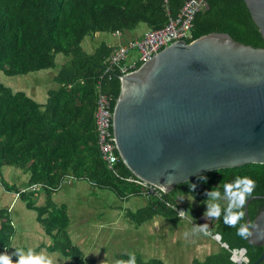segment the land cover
I'll return each mask as SVG.
<instances>
[{
    "label": "trees",
    "instance_id": "16d2710c",
    "mask_svg": "<svg viewBox=\"0 0 264 264\" xmlns=\"http://www.w3.org/2000/svg\"><path fill=\"white\" fill-rule=\"evenodd\" d=\"M186 1L0 0V71L13 76L28 74L55 68L57 54L68 57L53 75L56 86L48 89L45 102H37L26 92L13 91L0 82V183L5 190L18 193L25 206L36 212L37 221L51 239L48 250L70 258L71 264L98 263L72 242L67 210L53 201V194L66 181L87 182L121 200L146 196L143 186L127 180L137 177L120 156L111 170L98 145L97 98L99 93L110 95L113 110L121 87L120 67L127 60L113 64L109 58L124 43L109 45L102 41L90 53L82 43L95 33L120 35L141 23L149 30L160 29L177 16ZM217 31L234 35L253 47H264V39L243 0H205V7L193 20L192 36L186 42ZM139 66L137 63L133 69ZM5 166L27 175L22 189L5 180L2 174ZM244 177L255 181L251 196L262 197L249 202L248 215L236 227L226 226L223 217L238 209L219 205V218L212 217L211 222L216 237L226 247L194 264H245L232 258L233 250L244 251V257L252 264L260 256L262 246L250 244L236 233L240 224H246L247 217L252 222L264 209V164L249 163L200 174L168 193L160 191L161 197H149L146 206L129 211L127 216L136 225L155 215L173 219L178 217L176 195L190 196L197 202L228 196L230 193L224 186L232 185L235 192L237 184L243 186L246 182ZM213 190L212 195H206ZM42 191L45 202L37 204ZM14 232L10 212L1 208L0 255L10 249ZM116 258L126 262L131 259L126 254H117ZM135 264L163 262L135 260Z\"/></svg>",
    "mask_w": 264,
    "mask_h": 264
},
{
    "label": "water",
    "instance_id": "95a60500",
    "mask_svg": "<svg viewBox=\"0 0 264 264\" xmlns=\"http://www.w3.org/2000/svg\"><path fill=\"white\" fill-rule=\"evenodd\" d=\"M243 1L264 39V0ZM120 83L115 144L138 179L168 193L203 173L264 164V47L219 31L178 40L121 75ZM261 197L247 199L246 216L249 202ZM246 224L262 230L258 238L249 229L247 238L262 246L252 263L259 264L264 209Z\"/></svg>",
    "mask_w": 264,
    "mask_h": 264
},
{
    "label": "crops",
    "instance_id": "0c3cea01",
    "mask_svg": "<svg viewBox=\"0 0 264 264\" xmlns=\"http://www.w3.org/2000/svg\"><path fill=\"white\" fill-rule=\"evenodd\" d=\"M147 30L149 29L146 26L138 32L131 34L130 37L127 38L128 40H126L129 41L140 38ZM120 43L123 44V42ZM5 171H7L9 175L6 174ZM2 174L8 183L17 185L21 189L24 187V183L28 179L27 175L23 174L19 169L8 166L2 168ZM9 179L12 181H9ZM63 190H66L67 194L64 193ZM97 190L98 189L94 188L87 182L70 179L66 181L52 196L55 204L64 205L67 210L69 217L68 233L70 235L71 232L72 238L71 235L70 238L72 241L77 240L76 245L78 244L82 247V249H80L83 251L85 256L94 258L97 256L96 251L98 248L96 250L93 248L86 250L83 246L84 241L87 239H84L85 233H79L80 231H75L73 233L71 230L74 228L71 226H74L76 221H79L78 223H83L86 220L85 200L88 198H96L95 196L98 195H104V193L99 194ZM99 191L103 192L107 190ZM61 193L64 194V199L59 197ZM139 198L149 200V198L144 195L131 196L126 200L117 198L119 201L118 203L108 205L107 207H103L102 204L100 205L102 211L106 214L105 221H109V223H111L114 227L112 229L113 231H133L135 239L139 244H141L135 248L133 253L129 254L131 257L134 256L135 260L147 262L151 259H159L163 262V264H194L197 260L202 261L207 256L219 252L223 247L222 243L215 237L214 224L211 222L212 217L204 216L205 212L210 210L213 211L217 205H225V201L221 200V196H213L197 202L190 196L178 195V198L180 199L178 206L184 208V217H176L172 219L162 215H155L145 222L136 225L127 216L128 212L133 211L132 208L135 206L137 207L140 205L143 207L149 202L148 200H144L140 204L138 202ZM36 200L37 204H43L45 202V194L43 191L38 194ZM72 202L79 204L77 208L79 216L77 217H72ZM219 202H222V204H218ZM1 208L7 209L10 212L15 229L11 240V246L16 236V232L20 231L21 238L23 236L27 238V247L29 248L28 252L30 253L31 250V255H43L44 259H50L52 264L57 262L55 259L59 258V252L48 250L47 246L51 243V239L45 234L43 227L37 221L36 212L25 206V203L21 200L18 193L5 190L3 185L0 183V209ZM115 209H118L119 213L111 215L109 218V213L113 212ZM204 224L208 225L207 231H210L211 234L208 233L207 235H204L203 233L192 231L197 226H203ZM18 226L21 227L20 230ZM160 232H165V234L169 236L172 244L171 247H176L174 251L177 249V251L180 252L179 255L175 256L174 253H172L166 256L167 249L165 246L162 249V254L158 252V244L161 245L158 241ZM185 233H188L187 237H185ZM84 251L87 252V255ZM101 254L105 255V252L102 250ZM4 255L10 257V249L7 250ZM161 256L163 257V260Z\"/></svg>",
    "mask_w": 264,
    "mask_h": 264
},
{
    "label": "rangeland",
    "instance_id": "374dc122",
    "mask_svg": "<svg viewBox=\"0 0 264 264\" xmlns=\"http://www.w3.org/2000/svg\"><path fill=\"white\" fill-rule=\"evenodd\" d=\"M144 27H146V25L141 23L133 30L124 31L120 35H112L109 33L98 32L95 33L94 36L86 37L82 45L84 50L90 53L102 41H105L109 45L112 44L117 45L120 42H123L125 44L128 40L127 38L130 37L131 34L138 32ZM134 54L135 52H133V55ZM66 60H68V57L60 53L57 54L56 56L55 68H49L46 70H40L36 72H30L28 74L14 75V76L7 75L4 72L0 71V82L3 83L5 86L10 87L13 91L22 90L26 92L27 95L32 97L37 102H45L47 98L48 89L54 88L56 86L55 83L52 81L53 75L56 73L59 66H61V64H63ZM131 61L132 58H128L126 63L129 64ZM5 172L6 174H8L7 171ZM9 181L12 180L9 179ZM63 192L66 193V190H63ZM97 192L99 194L104 193V195L102 196L98 195L95 196L96 198H88L85 200L86 220L83 223H78L79 221H76V224L74 226H71L72 228H74L71 231L73 233L75 231H80L79 233L82 234L85 233L84 239L85 238L87 239L86 241H84L83 246L85 247L86 250L91 248L96 250L98 248V250L96 251L98 257L95 256V258L98 261V264H115V262L117 261L116 259L117 254H126L129 256V254L133 253L135 251V248L140 246L141 244L137 242V240L135 239V235L131 230L129 231L119 230L117 232L112 230L114 227L111 225V223H109V221H105L106 214L104 211H102L100 205L102 204L103 207H107L108 205L118 203L119 201L115 197V195L110 191L101 192L97 190ZM59 197L63 198L64 194L61 193ZM175 197H176V202L179 204L180 199L178 198V195H176ZM144 200L146 201L148 199L139 198L138 202L141 204V202ZM221 200L225 201V205H229L230 195L221 196ZM218 204H222V202H219ZM78 206L79 204L77 203H73V202L71 203V208L73 210L72 217L79 216V213L77 212ZM139 208H142V206L140 205H138L137 207L135 206L132 208V210L136 211ZM118 213L119 210L115 209L113 212L109 213V218L111 217V215ZM18 228L19 230L21 229L20 226H18ZM70 235L72 238L71 232ZM158 241L161 243V245L158 244V249H159L158 252L162 254L163 252L162 249L165 246V248L167 249L166 256L172 253H174L175 256L179 255L180 252L177 251V249L174 251L176 247H171L172 244L170 242L169 236L166 235L165 232L159 233ZM72 242L76 244L77 240L76 241L73 240ZM80 248L82 249V247ZM102 250L105 252V255L101 254ZM28 251L29 248L27 247V238L24 236L21 238L20 231H17L16 236L13 240V244L10 248V259L12 264H18V261L21 256L28 257L30 254ZM86 253L87 252H85V254ZM58 255L59 258L55 259V261L57 262L53 264H71L70 258L63 256L60 253ZM129 257L131 258V256ZM161 258L163 260L162 256Z\"/></svg>",
    "mask_w": 264,
    "mask_h": 264
},
{
    "label": "built area",
    "instance_id": "2783aa9c",
    "mask_svg": "<svg viewBox=\"0 0 264 264\" xmlns=\"http://www.w3.org/2000/svg\"><path fill=\"white\" fill-rule=\"evenodd\" d=\"M204 7L205 0H187L178 15L174 18H170L164 27L156 30H147L142 37L130 40L124 45H120L111 54L109 58L110 62L118 64L121 61H126L128 57L132 58V61L129 64L123 63L120 67V73L123 75L133 70L137 63H140L141 65L142 62L156 55L158 51L166 47L168 44L178 40H187L191 38L193 20L196 14ZM118 34L119 33L116 32L114 35ZM133 52H135L134 55ZM121 75H119V78ZM112 101L113 99L110 95L99 93L97 98V109L95 112V124L99 149L102 158L106 161L111 170L114 169V165L119 158L113 132V110L111 109ZM127 180L143 186L146 189L144 194L148 198L151 196L161 197L162 195L161 190L143 180L138 178H128ZM166 204L170 205L169 203ZM175 210L178 217L185 216L184 208L178 206ZM181 211H183V214ZM207 232L211 234L210 231ZM241 251L242 250L231 251L232 258L235 260H242L245 264H251L244 257V251L243 253H241ZM259 264H264V260Z\"/></svg>",
    "mask_w": 264,
    "mask_h": 264
},
{
    "label": "clouds",
    "instance_id": "9594fccd",
    "mask_svg": "<svg viewBox=\"0 0 264 264\" xmlns=\"http://www.w3.org/2000/svg\"><path fill=\"white\" fill-rule=\"evenodd\" d=\"M244 179L246 182L243 184V186L237 184L236 185L237 190L235 192L232 191V185H225L224 186L226 188V190L230 193V202L228 205L229 209H231L233 207V205H235V207L238 209V211H236V212L229 211V214L225 215L223 217V222L228 227H236V225L240 221L243 220L244 215H245L244 208H245V205L247 203V198L249 196H251V194L255 188V181L249 179L248 177H244ZM195 188H196V185L193 184L191 186V189L194 190ZM214 192H215L214 190H213V192H207L206 195L210 196ZM181 213L183 214V211H181ZM219 215H220L219 205L216 206L215 211L210 210V211H207L204 213V216H206V217L219 218ZM207 229H208V225L204 224L203 226H197L192 231H196L198 233H203L204 235H207L208 234ZM249 229L256 230V232L258 234L257 237L258 238L260 237V232L262 230L258 229V227L256 225H253V224H240V227L237 229L236 234L238 236L244 238V239H247V238L253 236V232L250 231ZM184 235H185V237H187L188 233H185ZM31 252L32 251L30 250V254L28 257L21 256L19 261H18V264H52V261L50 259H48V258L44 259L43 255L42 256L31 255ZM0 264H12L10 257H8L7 255H0ZM115 264H135V257L134 256L131 257V259L127 262L124 260H117L115 262Z\"/></svg>",
    "mask_w": 264,
    "mask_h": 264
}]
</instances>
